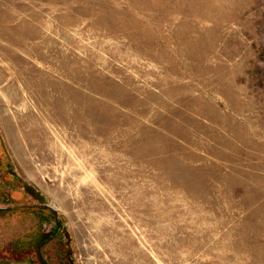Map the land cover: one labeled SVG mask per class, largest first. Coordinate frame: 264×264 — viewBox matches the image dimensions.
<instances>
[{
    "label": "rangeland",
    "instance_id": "1",
    "mask_svg": "<svg viewBox=\"0 0 264 264\" xmlns=\"http://www.w3.org/2000/svg\"><path fill=\"white\" fill-rule=\"evenodd\" d=\"M0 264H264V0H0Z\"/></svg>",
    "mask_w": 264,
    "mask_h": 264
}]
</instances>
